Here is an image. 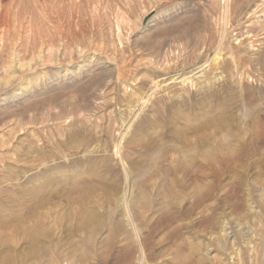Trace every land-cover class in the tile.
<instances>
[{
	"label": "rangeland",
	"instance_id": "rangeland-1",
	"mask_svg": "<svg viewBox=\"0 0 264 264\" xmlns=\"http://www.w3.org/2000/svg\"><path fill=\"white\" fill-rule=\"evenodd\" d=\"M263 52L264 0H0V264H258L264 146L200 153Z\"/></svg>",
	"mask_w": 264,
	"mask_h": 264
},
{
	"label": "bare ground",
	"instance_id": "bare-ground-1",
	"mask_svg": "<svg viewBox=\"0 0 264 264\" xmlns=\"http://www.w3.org/2000/svg\"><path fill=\"white\" fill-rule=\"evenodd\" d=\"M263 55H264V52H263V54L261 56H263ZM260 64L259 65L264 68V56H263V60H261V63ZM183 82H185V80H183ZM247 98H248V96H247ZM220 99H221V97H220ZM218 103H219V98H218ZM222 110H220V112ZM220 112H218V114ZM258 112L259 113H257L255 117H252L253 116L252 115L251 118L249 119V122H247L245 124V127L247 128L246 129L247 131H245L243 128L237 127L235 125V123H234V120L235 119L233 117L232 118L234 120L232 118L231 119H228V120H231V121H229V123L227 125L222 124V122L219 123V126H218V124H216L215 134L217 136H218V134H220V136H218V139H217L215 137V135H214L213 142H215L214 143L215 146L213 147L211 145L212 146L211 151H203L202 153H200V151L198 150L199 153L201 154V159L203 160L204 164L212 172L213 176L216 177V179H217L216 181H218L217 183H220L218 179L222 180V175H220V173H221L220 170H222V169H224L226 167L231 166L233 164V162L235 161V156L236 157L238 155L240 156V154L237 153L238 154L237 155L235 153V152H237L238 149L236 148L237 149L236 151L231 150L232 148L231 147L229 148V144H231L232 147L235 148L236 147V144H237L235 141H238V142H240V145H242V146H245L246 145L245 148L248 146V149L249 150L252 149L253 152H255V150L259 149L260 148L259 147L260 145H263L264 146V110H260ZM221 113H220V115H221ZM244 135H246V137H248L247 139L244 138V140L247 141L246 143L244 142V140L242 141L245 144L244 143H241V141H240L241 139H243V136ZM234 139H235V141H233ZM238 139H240V140H238ZM234 142L236 143L234 145L235 147L233 146V143ZM241 153L243 154L244 152L242 151ZM243 156H240V158L243 157ZM218 166H219L220 169H218ZM235 167H236V161H235ZM231 170H232V168H231ZM223 171H225V170H223ZM223 175H224V173H223ZM223 178H224V176H223ZM200 181H201V179H200ZM197 184H199V186H196V187L194 186V189L195 188L196 189L193 190V191H196L195 194L196 193H200V195H201V191L199 190V189H201L200 183H197ZM193 195H194V192H193ZM196 195L198 196V194H196ZM230 196H231V198H233L232 194H230ZM200 197H204V196H200ZM198 200H199L198 201V203H199V202H201L200 200H203V198H201V199L198 198ZM261 246H262V248H260V251L258 252V256H259V262H258V264H264V245L261 244Z\"/></svg>",
	"mask_w": 264,
	"mask_h": 264
}]
</instances>
